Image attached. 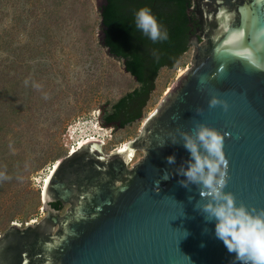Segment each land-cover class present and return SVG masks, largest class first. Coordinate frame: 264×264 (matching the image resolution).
Wrapping results in <instances>:
<instances>
[{
  "label": "water",
  "instance_id": "water-1",
  "mask_svg": "<svg viewBox=\"0 0 264 264\" xmlns=\"http://www.w3.org/2000/svg\"><path fill=\"white\" fill-rule=\"evenodd\" d=\"M203 3L206 28L190 44L191 67L140 135L122 151L106 155L90 141L61 159L42 196L45 217L0 235V264H235L195 207L204 202L198 187L178 183L176 169L190 157L171 141L201 123L215 128L224 135V191L264 208V0ZM212 97L227 108L209 107ZM137 151L142 157L131 163ZM79 154L94 169L72 168ZM57 202L68 206L63 214L51 206Z\"/></svg>",
  "mask_w": 264,
  "mask_h": 264
},
{
  "label": "rangeland",
  "instance_id": "rangeland-1",
  "mask_svg": "<svg viewBox=\"0 0 264 264\" xmlns=\"http://www.w3.org/2000/svg\"><path fill=\"white\" fill-rule=\"evenodd\" d=\"M100 1L0 0V235L45 217L42 183L69 154L73 121H95L107 141L102 152H115L140 135L179 72L191 67L193 47L159 71L139 121L102 123L138 84L101 42ZM141 157L137 151L131 163Z\"/></svg>",
  "mask_w": 264,
  "mask_h": 264
},
{
  "label": "trees",
  "instance_id": "trees-1",
  "mask_svg": "<svg viewBox=\"0 0 264 264\" xmlns=\"http://www.w3.org/2000/svg\"><path fill=\"white\" fill-rule=\"evenodd\" d=\"M204 0H102L100 5L101 42L115 59L122 60L125 72L138 87L121 97L105 114V124H119L120 128L131 125L143 117L155 80L162 68L173 69L189 50L193 39L201 42L206 25ZM148 6L168 31V39L152 42L135 26L134 13ZM86 151H83L84 156ZM73 158L72 168L88 172L93 165ZM55 210H62L60 202L52 203Z\"/></svg>",
  "mask_w": 264,
  "mask_h": 264
},
{
  "label": "clouds",
  "instance_id": "clouds-1",
  "mask_svg": "<svg viewBox=\"0 0 264 264\" xmlns=\"http://www.w3.org/2000/svg\"><path fill=\"white\" fill-rule=\"evenodd\" d=\"M134 22L152 42L168 39L167 29L150 7L137 9ZM208 105L227 108L226 103L217 97L210 98ZM178 137H173L171 144H182L190 157L176 169V174L184 177L178 183L185 188L190 185L198 187L200 200L204 202H197L195 207L205 221L214 224L215 237L222 241L229 253H234L235 264H264V208L237 204L234 195L224 191L228 183L224 135L201 123L193 133L178 130ZM165 159L169 164L176 162L174 154Z\"/></svg>",
  "mask_w": 264,
  "mask_h": 264
},
{
  "label": "bare ground",
  "instance_id": "bare-ground-1",
  "mask_svg": "<svg viewBox=\"0 0 264 264\" xmlns=\"http://www.w3.org/2000/svg\"><path fill=\"white\" fill-rule=\"evenodd\" d=\"M186 70H181L179 72L178 77H180ZM169 89L165 92V95L168 93ZM104 134L101 128H99L97 125H95V121H83L82 119H78L73 121L71 127L69 128L68 135L66 136L67 140L70 141L71 146L69 148V153L74 152L76 149L81 147L82 145L90 142V141H97L100 142L101 145L105 146L107 144V141L104 139ZM127 143H122L115 152L122 151L126 149ZM134 153L129 160L130 162L133 161ZM59 160H56L46 177L44 178V181L42 183V189H43V196H44V190L47 185L45 181L48 182L49 178L55 171L57 165L59 164ZM36 222L35 220L32 221Z\"/></svg>",
  "mask_w": 264,
  "mask_h": 264
},
{
  "label": "snow or ice",
  "instance_id": "snow-or-ice-1",
  "mask_svg": "<svg viewBox=\"0 0 264 264\" xmlns=\"http://www.w3.org/2000/svg\"><path fill=\"white\" fill-rule=\"evenodd\" d=\"M45 183H47V181H45Z\"/></svg>",
  "mask_w": 264,
  "mask_h": 264
}]
</instances>
